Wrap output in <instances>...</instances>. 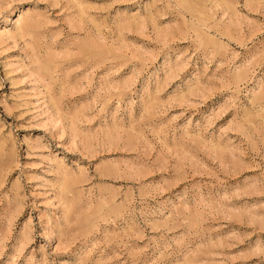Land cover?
Wrapping results in <instances>:
<instances>
[{
  "label": "rangeland",
  "instance_id": "1",
  "mask_svg": "<svg viewBox=\"0 0 264 264\" xmlns=\"http://www.w3.org/2000/svg\"><path fill=\"white\" fill-rule=\"evenodd\" d=\"M0 264H264V0H0Z\"/></svg>",
  "mask_w": 264,
  "mask_h": 264
}]
</instances>
